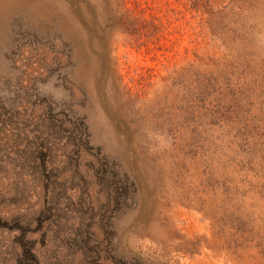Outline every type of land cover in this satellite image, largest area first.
I'll list each match as a JSON object with an SVG mask.
<instances>
[{
	"label": "rangeland",
	"instance_id": "374dc122",
	"mask_svg": "<svg viewBox=\"0 0 264 264\" xmlns=\"http://www.w3.org/2000/svg\"><path fill=\"white\" fill-rule=\"evenodd\" d=\"M208 71L253 88L201 161ZM0 264H264V0H0Z\"/></svg>",
	"mask_w": 264,
	"mask_h": 264
},
{
	"label": "trees",
	"instance_id": "16d2710c",
	"mask_svg": "<svg viewBox=\"0 0 264 264\" xmlns=\"http://www.w3.org/2000/svg\"><path fill=\"white\" fill-rule=\"evenodd\" d=\"M202 77L200 81H189L179 75L175 90L181 93L180 101L187 103L183 109L187 116L185 119L190 122L183 130L175 124L178 129L174 131V135L169 136L174 146L179 144L178 146L182 145L183 148L198 147L199 159L205 161L208 160V151H225L233 146L237 136H242L246 127L242 114L247 111V98L242 91L243 87L246 88L243 84H240L241 90L227 83L225 90L221 91V83H214L211 72L204 73ZM248 88L252 90L253 87L249 85ZM231 161L230 159L227 165ZM217 176L216 186L221 187L224 192L227 191L228 174L226 171H218Z\"/></svg>",
	"mask_w": 264,
	"mask_h": 264
}]
</instances>
